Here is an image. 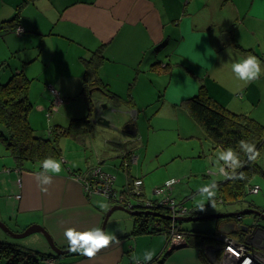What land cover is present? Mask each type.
Listing matches in <instances>:
<instances>
[{"label": "crops", "instance_id": "1", "mask_svg": "<svg viewBox=\"0 0 264 264\" xmlns=\"http://www.w3.org/2000/svg\"><path fill=\"white\" fill-rule=\"evenodd\" d=\"M15 15H18V24L22 31L21 34L5 32L0 36V82L4 83L13 73L22 71L30 80V85L34 81L48 85L47 87L53 88L57 95L62 91L74 89L68 86H82L84 60L96 49H100L105 57L98 69V85L103 83L108 90L126 99L121 89L127 85L125 82L130 75L136 79L134 86L137 87L141 74L154 71L159 65L168 67L169 64L161 62L163 57L169 62L178 58L181 60L184 53L180 48L183 47L206 51L210 55L211 65L214 63V69H209L211 65L200 67L204 71L205 80H211L216 93L220 90H233L238 93L245 89L244 98L240 94L244 102L248 101L247 91L255 81L245 83L231 70V64L238 58H246L248 53L255 52V45L244 38V30L251 37L258 39V48L264 51V31L261 27L264 23V0H0V23L13 20ZM223 33L227 34V38L222 37L221 40ZM218 36L220 37L217 38ZM173 43L176 48H170ZM262 54L264 55V52ZM255 55L258 57L256 53ZM259 59L264 61L262 55ZM118 64L124 66L117 67ZM154 64L156 66L152 67ZM261 67L260 78L264 79V64ZM92 87L95 89V95L92 94L91 99L95 101L102 98L96 87ZM194 88L195 84L184 87L182 92L173 89L174 93L179 95L180 104L178 100L170 102L163 99L160 107L163 114L157 117V120L165 123H179V135L182 132V135H185L183 137L187 138H194L192 135L196 129L194 125L192 130L187 129L180 120L179 112L185 114L186 117L183 118L187 122L188 118L193 120L186 108V99ZM156 89L148 88V94L143 100L133 95L128 96L129 104L123 103L121 108L130 111L131 117H117L115 125L121 129L134 117L131 103L137 109L138 115L140 107L149 105L147 102L151 101L150 97ZM204 89L207 93L206 88ZM255 89L257 92L263 91L258 86H255ZM207 95L211 96L208 93ZM216 95L211 98L223 106L216 100ZM55 101L54 96L52 103ZM223 107L231 112L247 115L246 109L241 106L237 110L227 105ZM161 112H156V115ZM89 119H92L91 115ZM256 121L260 120L256 118ZM193 122L195 123V120ZM92 132L82 139L65 137L59 141L61 158L58 161H62L61 172L48 173L53 180L50 186H42L47 191L38 187L36 179L43 171L42 167L38 164H32V168L22 166L21 169L14 164L7 166L4 161L7 151L0 143V221L15 233L22 232L30 225L42 226L60 249H68V241L64 237L67 228H76L78 231L101 228L105 209L113 204L106 199L107 207L101 208V203L94 202L93 198L104 197L88 196L80 178L85 177L91 169H101L100 171L116 182L118 178L114 172L117 171V159H120L122 169L129 170V166L134 163L138 165L142 153L141 149L136 151V148L143 144V137L141 134L138 139L136 133L131 136L95 125ZM120 136L128 140H122ZM108 142L124 143L125 148L114 150ZM140 171L145 173L146 170L141 168ZM79 175L81 177L77 178ZM137 175V178H133L127 171V178L130 177L128 183L133 179H141L138 178L139 174ZM18 179L20 186L17 185ZM163 180L166 183L173 179ZM142 183L143 188V180ZM17 195L19 198H16ZM129 216L132 223L128 230H123L116 220L115 224L113 222L110 225L109 231L115 233L120 243L101 249L93 258L77 253L56 256L40 233H35L32 239L21 244L0 230V241L12 242L27 249L39 250L42 254L53 255L40 258L37 264H134L132 256L135 245L131 242L140 240L147 234L130 235L135 228V220L133 216ZM228 220L216 219L221 221V224H218L214 233L219 234L222 228L226 227L225 233L230 234L228 232L233 228L226 224ZM123 233L126 235H122ZM163 238L164 244L159 249L147 244L149 250L155 251V256L149 264H218L219 259L215 261V255H209L210 247L215 249L211 238L196 242L198 244L192 241L194 238H190L194 244L187 242L173 250H170L172 245H167L165 236ZM200 248L205 250L203 256ZM142 262L141 259V264Z\"/></svg>", "mask_w": 264, "mask_h": 264}, {"label": "rangeland", "instance_id": "2", "mask_svg": "<svg viewBox=\"0 0 264 264\" xmlns=\"http://www.w3.org/2000/svg\"><path fill=\"white\" fill-rule=\"evenodd\" d=\"M261 27L264 31V23ZM219 37L220 36L217 38ZM244 38L255 45V52L252 55H255L256 53L259 58L261 55L264 58V55L262 54L264 51L258 48V39L256 37H251L245 30ZM170 48H176V44H171ZM180 49H182V52L184 53V57L180 58L181 60L178 58L169 62L162 54L161 57H163V60H161V62L169 64L168 67H162L159 65L154 71L141 74L137 81V87L134 86L136 84V79L131 75H128L129 77L125 82L127 85L121 89L124 98H126L123 100L126 103L128 102V96L130 97V95L143 100L145 99L144 96L148 94V88L156 89L155 87H157L159 90L156 89L154 95L150 97L151 101L147 102L149 105H146V107H140L138 115L137 109L133 106V103H131V109L135 112L134 117L131 118L134 124V132L136 133L137 138L141 136V134L143 137V144H140L141 146L139 145V147L136 148V151L141 149L140 153L142 154L138 165H134L136 163L131 164L129 170L122 169V166H120V159H117V171L114 172V175L118 179L116 182L112 183V189L119 193L123 186L128 184V181L130 180L129 176L137 178V174H139L140 177L138 178H141L144 182L141 192L145 198L154 199L156 198L153 193L154 190L162 186L164 187L165 183L163 179L172 178L175 183L170 189L166 190L164 196L171 197L174 202L177 204L181 203L182 207L186 209L194 208L205 215L238 213L247 209L249 205L264 209V149L261 151V155L256 158L257 167L260 169L254 171L249 179L245 188V195L238 200H227L221 203L219 188H217V195L213 198V203V201L207 199L206 196H200L198 190L201 186L210 182L214 181L215 183H219L223 181L225 175L227 178L229 173L234 170L233 168L225 167V172L223 174L220 173L219 168L223 166L224 162L219 161V163H217V159L219 153L223 149L220 147H214L212 140L204 133L203 129L196 122L194 123V120L191 118L190 120L188 118L187 122V120L183 118L186 117L185 114H182L181 112H179V116L181 117L180 120L182 124L187 129L189 128V130H192L194 125L196 129V132L192 135L194 138L183 137L185 135H182V132L180 133L181 135H179L177 129L180 128L181 125H179V123L177 124L176 121L165 123L161 120H157V117L163 114L161 112L163 109H160L163 99L170 100V102L178 100L177 102L180 104L179 95L177 96L173 89H178L182 92L184 87L195 84L194 90L191 93H188L190 94L189 97L196 94L199 87L203 85L204 88H206L207 93L213 96V98H215V95L217 94L216 100H219L223 106H230V108L234 110H237V108L241 106L246 109L248 116L255 120L258 118L261 121H259L261 125L264 126V79L259 78V80H256L254 84L250 86V89L247 91L248 94L246 95L248 101L242 102L243 100L240 98V94H242V97L244 98L246 93L245 89L238 93L233 90H220L218 91L219 93H216L215 88L211 85V80H205V76L203 75L204 71L200 68L204 65H211L210 55L202 49L199 51L195 48L181 47ZM261 60L263 61V59ZM173 62H176V64H173ZM213 65L214 63L209 69H214ZM122 66L124 65L118 64L117 67ZM146 70L148 71V68ZM199 80H202V82ZM205 82L208 86H206ZM255 86L260 87L263 91L257 92ZM68 87L74 89L62 91L58 97L63 99V103L59 106H55L52 103L54 96L47 91V87L42 83L38 84L36 81L31 82L28 90V99L31 105V109L28 113V122L36 136L47 138L48 132L53 126L59 125L66 127L70 120L87 116L88 112L85 98L80 95L81 85ZM181 92H178V94ZM159 95L161 97H158ZM99 96L101 95L99 94ZM127 104H129V102ZM235 104H238V106H235ZM41 107L42 109H40ZM158 111L161 113L156 115V112ZM189 124L191 125L189 126ZM115 126H117V124ZM131 132H133V130H131ZM91 133L93 132L91 131ZM120 137L122 140H128L123 138L124 136ZM66 148L68 149L69 147ZM5 155L3 156H5L4 161L7 162V166H13L11 164L16 165L8 152L5 153ZM135 155L136 154L134 153L133 156ZM39 165L40 164H38V166ZM23 166L26 168H32L30 167L31 164L25 161L23 162ZM141 168L146 170L145 173L140 171ZM228 169L231 171L227 172ZM127 171L129 172L128 178ZM110 175L115 177L113 174ZM253 186L258 187L257 193L249 192V187ZM161 198L162 196L157 197V199ZM93 199L96 203H106L108 205L105 198L94 196ZM132 203L134 204L135 200H132ZM201 206H203V211L201 210ZM108 209L109 208H106L105 212ZM115 220L118 225L120 224L123 230H128L132 223V218L129 214L117 210L109 217L105 229L109 231L110 225L113 224V222L115 224ZM252 221V216H245L242 219V223L245 225H250ZM259 222L261 226H264V222ZM219 223L221 224V221H216V219L198 220L195 222H180V227L186 231L214 232ZM220 232L226 237L237 239L236 235L238 233L235 232L236 235H234V233L227 234L225 233L226 227L222 228ZM124 234L126 235V233H123L122 235ZM32 237H34V234L19 238L16 242L22 244L25 243V241L32 239ZM163 237L162 234L146 235L144 238H140V240H132L131 244L135 245L133 254L135 253L142 259V253L149 250L147 244H152L156 249H159L164 244ZM223 245L225 246L226 243L221 245L222 251L218 253V257L224 255ZM203 251L205 252L204 249ZM37 252L41 253L39 250Z\"/></svg>", "mask_w": 264, "mask_h": 264}, {"label": "trees", "instance_id": "3", "mask_svg": "<svg viewBox=\"0 0 264 264\" xmlns=\"http://www.w3.org/2000/svg\"><path fill=\"white\" fill-rule=\"evenodd\" d=\"M17 27H20V25L18 24V15H15L13 20L0 23V36L5 32L17 33ZM104 58L101 50L96 49L88 59L84 60L85 68L80 95L84 96L86 100L87 116L70 120L66 127L59 125L53 126L49 130L47 138L36 136L34 130L29 125L28 113L31 105L28 99V90L30 80L26 75L22 71H18L13 73L5 83L0 82V143L13 158L17 168L21 169L20 167L23 166L24 161L29 162L31 165L40 164L39 167H42V161L46 158L52 157L58 160L61 158L59 141L62 138L74 137L82 139L87 133L92 131L93 125L89 119L90 112L93 108V99L91 97L92 94L95 95V89L92 86L98 88L101 91V93L98 91L99 94L109 103L115 106H122L123 103H126L121 97L108 90L103 83L98 85L100 81L98 69ZM154 66L156 64L152 65V67ZM45 86L47 87L48 85ZM90 90L94 93H90ZM47 91L51 93L49 87H47ZM60 99L63 103V99ZM186 102V108L190 116L203 129L205 134L210 137L215 147H220L223 150L230 147L239 153L242 167L236 168L233 171L228 169L227 172L231 171L229 176L227 178L225 176L223 181L216 184L220 192V202L240 199V197L245 195V188L252 174L260 168L257 167L256 160H248L239 142L243 140L248 143H254L257 150L262 151L264 149V126L248 115L233 113L224 108L207 95L203 85L199 87L196 94L188 97ZM133 128V122H130L126 127L128 130H132ZM108 144L112 149L117 151L125 148L124 143L108 142ZM240 173L244 174V179L232 178L239 176ZM130 184L131 181L123 186L119 193L113 190L111 186V194H116L120 198L119 201L110 200L113 205L125 206V202L131 198L136 199L135 196L148 200L142 192L137 194L131 192ZM86 194L89 196L87 192ZM153 210L163 215H168L169 212L164 207H155ZM190 211H192L191 215L199 216L203 214L193 208ZM134 220L135 228L130 235L162 234L165 236L167 245H169L170 237L174 233V230L183 233L185 238L187 236L186 234H189V239L185 240V243H192L190 238H194L192 241L195 243L202 242L208 238H212L216 234L214 232L194 230L185 231L180 227V222L178 221L173 222L164 218L152 219L148 215L134 217ZM153 220L156 223H153ZM200 252L201 256H203L204 253L201 248ZM50 256L21 247L15 243L0 241V264H37L40 258H48Z\"/></svg>", "mask_w": 264, "mask_h": 264}, {"label": "clouds", "instance_id": "4", "mask_svg": "<svg viewBox=\"0 0 264 264\" xmlns=\"http://www.w3.org/2000/svg\"><path fill=\"white\" fill-rule=\"evenodd\" d=\"M18 31L21 32L22 30L19 29ZM262 64H264V61H261L257 56L248 53L246 58L240 57L236 62L232 63L231 70L239 80L244 81L245 83H250L260 78L262 74ZM239 144L245 155H247L249 161H255L256 158L261 155V151L257 150L254 143H248L242 140ZM219 161L224 162L223 166L219 168V171L222 174L225 172V167L233 169L242 167L239 153L235 152L230 147L219 153L217 163H219ZM61 165L62 161H58L52 157L46 158L42 161L43 171L36 176L38 187H41L42 191H47L46 188L42 187L43 185L50 186L52 184L53 178L48 175V173H60ZM232 178L244 179L245 176L243 173H240L239 176H234ZM173 183H175L174 180L167 182L169 186ZM217 187L218 185L214 181L210 182L199 188V195L202 197L206 196L207 199L214 203L213 198L217 195ZM99 206L101 208H106L107 204L101 203ZM201 210L203 211V206H201ZM64 237L68 241V251L70 253H77L87 258L95 257L101 249H106L111 244L118 245L120 243L114 232L99 227L90 228L85 231H78L76 228H67L64 231ZM229 251H231V249H229ZM154 256V250H146L142 256L143 264H149ZM132 260L134 264H141V258L137 257L135 254H133ZM243 264H252V261L251 259H245Z\"/></svg>", "mask_w": 264, "mask_h": 264}, {"label": "built area", "instance_id": "5", "mask_svg": "<svg viewBox=\"0 0 264 264\" xmlns=\"http://www.w3.org/2000/svg\"><path fill=\"white\" fill-rule=\"evenodd\" d=\"M19 29L22 30L21 27H17L16 28L17 33H21L20 31H18ZM49 90L55 96L56 101L54 104L55 105L61 104L62 100L58 97L57 93L53 90V88L49 87ZM80 177H81L80 175L77 176V178ZM80 179L83 181L85 192H87L89 195H100L105 199H107L108 201L120 200V198H118L116 194H111V186L113 183L112 178L109 175H106L105 173L101 172L100 169H93L85 177L83 178L81 177ZM167 182L164 184V187L162 186L156 188L153 192L154 196L156 197L154 198V200H156L157 204L152 203V200L141 199L135 196L137 200V204L145 205L146 208H150L152 211H154L153 208L155 207H164L168 209L169 211L168 215L173 218L186 216L185 213L187 212V210L184 207L177 205V203L174 202V200L171 197L164 196L166 190L170 189L174 184L173 183L171 184V186H169ZM17 185L20 186L19 179L17 180ZM142 185H143L142 179H133L130 184L131 192H133L134 194L141 192ZM249 192L257 193L258 187L257 186L249 187ZM159 196H162V198L157 199V197ZM16 198H19V196L17 195ZM125 207L127 208L130 207L129 201L125 202ZM173 232L174 233H172L170 237V244L172 245L176 243L184 244L185 243L184 234L176 230H174ZM218 239L220 242L218 245H215L214 247L215 249H219V252L222 251L221 245L226 243L225 246L223 245L224 255H220V257H218V254L217 255L215 254V256L213 254V256L215 257L214 259L215 261L219 259L218 264H243V261L245 259H251L252 264H264V257H261L262 256L261 252L260 253L251 252L250 250L245 249L244 246L240 245L235 239H231L222 234L218 235ZM249 240L253 244H261L264 242V236L253 235ZM215 249L210 247L211 253L209 255L214 253L213 251H215ZM229 249H231V251H229Z\"/></svg>", "mask_w": 264, "mask_h": 264}, {"label": "water", "instance_id": "6", "mask_svg": "<svg viewBox=\"0 0 264 264\" xmlns=\"http://www.w3.org/2000/svg\"><path fill=\"white\" fill-rule=\"evenodd\" d=\"M222 37L227 38V34L223 33L221 35V38H220L221 40H223ZM96 91H99L101 93V91L98 88H96ZM92 92L93 91L90 90V93H92ZM90 115L92 116V119H90V122L92 125H95L97 127H102L104 129L115 131V132H124V133L131 135V136L135 135L134 131L131 132V130L126 129L127 125L129 124L130 121H132V119H129L128 123H126L121 129L118 126H115V119L118 116H126V115L130 116L131 115L130 111L121 108V106H115V105L109 103L108 101L104 102L103 99L97 98L95 101H93V108L90 112ZM133 209H134L133 206H130L129 208H127V207H124L121 205H116V204L112 205L104 214L101 228L105 229V226H106V223H107L109 217L113 214V212H115L117 210L124 211L133 217L139 216V215H150V216L161 217V218H164L167 220H174V221H178V222H189V221L195 222L198 220L222 219V218L232 217V215H229V214H210V215H206L203 217H176V218H173L169 215H163L161 213L154 212V211H140V210H133ZM252 209L253 208L248 209V210H244V211H241L239 213H235L233 215H236V214L237 215L256 214V215L261 216L264 219V215H262L260 212H258L256 210H252ZM0 230L3 231L7 236L11 237L12 239L24 238V237L29 236L31 234L40 233L43 235V237L47 241L48 246L51 249V251L54 253V255L62 256V255L70 254L68 249L58 248L53 243V240L51 239L50 235L47 233V231L42 226L30 225L29 227H27L22 232L15 233V232L11 231L3 222L0 221ZM183 245H184L183 243H176V244L172 245L170 250H173V249L177 248L178 246H183Z\"/></svg>", "mask_w": 264, "mask_h": 264}, {"label": "flooded vegetation", "instance_id": "7", "mask_svg": "<svg viewBox=\"0 0 264 264\" xmlns=\"http://www.w3.org/2000/svg\"><path fill=\"white\" fill-rule=\"evenodd\" d=\"M117 197H118V195H117ZM132 200H135V203L134 204L132 203ZM148 200H152V203L157 204L156 203V200H154V199H148ZM129 202H130V206H133L134 207L133 210L152 211L150 208H146L145 205H141V204L138 205L137 204V200L134 199V198L129 199ZM177 205L182 206L181 203H178ZM251 208H253L252 210H256V211L260 212L262 215H264V209H260L258 207L253 206V205H251V206L249 205L248 208L245 209V210H248V209H251ZM186 210H187V212L185 213L186 216H183V217H192L191 216L192 211H190L191 209H186ZM233 214H235V213H233ZM233 214H229V215H232V217L227 218L229 220H228V222L226 224H228L229 227L233 228L228 233H234V235H236L235 232H237L238 233L236 235L237 239H235V240L240 245L244 246L245 249H248L251 252H259V253L261 252V255H262L261 257H264V242L261 243V244H253L249 240V239H251V237L253 235H256V236H264V226H261L259 224L260 223L259 221L264 222V219L261 216L256 215V214H246V215H237V214L236 215H233ZM139 216H142V215H139ZM148 216H150V215H148ZM245 216H252L253 217V221L251 222L250 225H245V224L242 223V219ZM135 217H137V216H135ZM150 217L152 219H161V217H154V216H150ZM169 221H171V220H169ZM153 223H156V222L153 220ZM156 226H158V225H156ZM220 234H222V232H220L219 234H215V235L212 236L211 240L213 241V244H214L213 247L215 245H218L219 244L218 235H220ZM186 235H187L186 238L188 240L189 239L188 238L189 237V234L187 233ZM231 235H233V234H231ZM186 238H185V240H186ZM208 239H210V238H208ZM185 244L186 243H184V245ZM169 245H172V244H169ZM213 252H214L213 253L214 255L215 254L217 255L219 253V249H215V251H213Z\"/></svg>", "mask_w": 264, "mask_h": 264}, {"label": "bare ground", "instance_id": "8", "mask_svg": "<svg viewBox=\"0 0 264 264\" xmlns=\"http://www.w3.org/2000/svg\"><path fill=\"white\" fill-rule=\"evenodd\" d=\"M220 242V241H219Z\"/></svg>", "mask_w": 264, "mask_h": 264}]
</instances>
